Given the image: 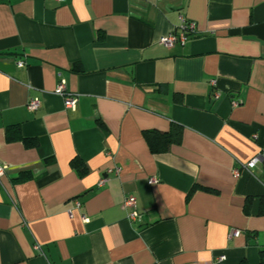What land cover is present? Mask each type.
I'll use <instances>...</instances> for the list:
<instances>
[{
  "label": "crops",
  "instance_id": "crops-1",
  "mask_svg": "<svg viewBox=\"0 0 264 264\" xmlns=\"http://www.w3.org/2000/svg\"><path fill=\"white\" fill-rule=\"evenodd\" d=\"M181 15L195 33L160 44ZM174 123L180 142L152 152L143 132ZM254 157L264 0H0V264H258L264 162L242 168Z\"/></svg>",
  "mask_w": 264,
  "mask_h": 264
},
{
  "label": "built area",
  "instance_id": "built-area-1",
  "mask_svg": "<svg viewBox=\"0 0 264 264\" xmlns=\"http://www.w3.org/2000/svg\"><path fill=\"white\" fill-rule=\"evenodd\" d=\"M58 2H62L63 0H56ZM180 19V26L178 31L172 30L168 32L166 35H163L159 38L160 44L164 46H172L173 44L179 42L180 44H184L186 40L188 39L189 35L192 33H195L196 25L193 21H187L185 18L181 15L179 16ZM24 65V62L22 60L17 61V66L22 67ZM55 92L60 95L63 98V104L65 108L73 109L77 104V96L75 94H72L71 92H68L66 90L65 82L61 79L57 83ZM215 97L219 96V92L217 90H214L213 92ZM233 105H237L238 101H232ZM40 102L37 99L30 100L27 103V108L31 110H35L39 107ZM264 162V160H261L259 157L252 158L249 162L242 165V168L244 170H249L252 166L257 164L258 162ZM7 169V165L0 162V177L4 175L5 171ZM119 171L118 167H113L109 169L102 178H100L98 185L102 186L107 180H108V174L117 175ZM233 175L237 177L239 175V169L234 168L233 169ZM157 179L155 177L149 178V183L153 184L156 183ZM123 207L126 210V218L129 221H136L139 219L140 214L136 208V199L134 196L126 195L123 198ZM84 221H87V217H83ZM240 230L233 229L229 233V238L236 237L240 235ZM35 248L39 250V247L35 245ZM224 255H221L218 257V260H223Z\"/></svg>",
  "mask_w": 264,
  "mask_h": 264
},
{
  "label": "trees",
  "instance_id": "trees-1",
  "mask_svg": "<svg viewBox=\"0 0 264 264\" xmlns=\"http://www.w3.org/2000/svg\"><path fill=\"white\" fill-rule=\"evenodd\" d=\"M182 135V127L178 124H172L166 132L156 130H146L143 132V137L152 152H163L172 143H179ZM26 142V140H24ZM73 165L79 171L82 170V163L77 160H72ZM260 213L264 214V205L260 207ZM245 264V263H241ZM258 264H264V250L259 251Z\"/></svg>",
  "mask_w": 264,
  "mask_h": 264
}]
</instances>
